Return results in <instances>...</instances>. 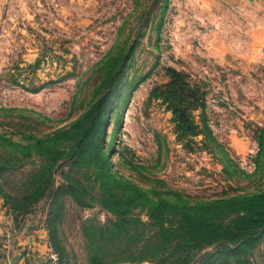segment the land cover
<instances>
[{"label": "rangeland", "instance_id": "obj_1", "mask_svg": "<svg viewBox=\"0 0 264 264\" xmlns=\"http://www.w3.org/2000/svg\"><path fill=\"white\" fill-rule=\"evenodd\" d=\"M263 191L264 0H0V264H264L159 226Z\"/></svg>", "mask_w": 264, "mask_h": 264}, {"label": "trees", "instance_id": "obj_2", "mask_svg": "<svg viewBox=\"0 0 264 264\" xmlns=\"http://www.w3.org/2000/svg\"><path fill=\"white\" fill-rule=\"evenodd\" d=\"M102 100L103 98L98 101L99 105ZM184 125V123H181V126ZM240 204L241 206L237 207L236 210L238 211L241 207L242 213L236 214L235 218L228 223L222 224V222L218 221V218L213 217L212 209L202 207L203 210L200 212L188 208H182L178 211L174 210L175 215L178 216L175 227L167 229L161 224L159 226L168 235L167 241L170 238H175L177 241L174 245L175 250L221 242L230 244H242V241L246 240L255 242L264 232V191L244 197ZM158 213L162 216V211L159 212L158 209L152 211V214ZM51 234L54 235L53 233ZM188 236L193 239V244H189ZM55 249L59 250L57 246ZM185 251L187 252V250ZM210 258L211 256H207V259L204 257L202 264H212ZM187 263L186 256H183L182 258L176 257L166 264Z\"/></svg>", "mask_w": 264, "mask_h": 264}]
</instances>
